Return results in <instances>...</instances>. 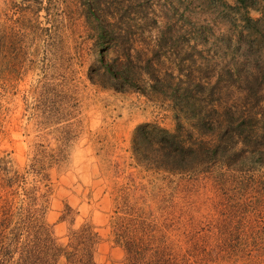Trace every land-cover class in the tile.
Listing matches in <instances>:
<instances>
[{
	"label": "rangeland",
	"instance_id": "374dc122",
	"mask_svg": "<svg viewBox=\"0 0 264 264\" xmlns=\"http://www.w3.org/2000/svg\"><path fill=\"white\" fill-rule=\"evenodd\" d=\"M108 1L0 0V264H264V88L235 84L233 95L244 129L259 117L254 149L227 143L214 160L175 171L132 149L138 126L177 124L146 62L163 78L180 57L208 60L213 83L232 67L243 79L264 52L240 56L247 44L224 0H124L127 24ZM252 6L257 21L263 5ZM128 57L137 80L102 79L104 70L122 78Z\"/></svg>",
	"mask_w": 264,
	"mask_h": 264
},
{
	"label": "trees",
	"instance_id": "16d2710c",
	"mask_svg": "<svg viewBox=\"0 0 264 264\" xmlns=\"http://www.w3.org/2000/svg\"><path fill=\"white\" fill-rule=\"evenodd\" d=\"M84 1L86 2V0ZM99 1L103 0H89V4L98 7ZM124 2V0H110L108 4L111 5L113 3L115 8L121 11L120 20L127 24L130 21V17L125 13ZM259 2L263 5L261 10L263 15L257 21L252 20L246 14L247 10L253 7V0H224L222 6L226 10L233 11L232 13L237 19V27L240 28V31L237 32L238 40L242 39V41H245L248 48L246 54L240 55L245 60H251V56H257L261 50L264 52V29L259 30L257 28L258 23H264V0H259ZM200 33L203 34V32ZM126 36L119 35V38L123 40ZM238 40L237 43L239 44ZM229 43L232 45L235 42H232L231 39L227 44ZM121 44L125 43L122 42ZM234 48V53L237 54L242 50L241 45L234 46ZM158 50V52L154 53V56L160 58L159 53L162 47L159 45ZM166 54L164 50L163 55L165 56ZM185 54L186 50L184 49L178 52V56ZM128 58V62L123 68L124 71L121 73L122 78L118 79L115 74L111 75L110 71L104 70V74L101 75L102 79L105 77L116 88H121L126 84H130L131 81L137 80L134 69L136 62L130 57ZM192 59L193 57L190 59L180 57L173 63L176 75L169 73V75H164L163 78H158L155 75L150 62H146L144 66L153 84L167 87L172 100V107L175 111V120L177 121L174 132L163 130L154 124H142L135 129L132 139L133 152L141 161L144 160L151 163V166L157 169L175 171L198 167L209 162L210 159L214 160L223 151V146L225 147L227 143H230V148H233V152L237 145L252 149L259 139L258 132L261 128L257 127L260 125L258 123V115L254 117L251 115L248 119V127L244 129L243 118L239 120L238 102L233 100V95L239 89V85L235 84L243 83L247 91L248 88L254 89L255 93L263 90L264 61L261 62L262 65L257 63L256 67L254 63L251 69H246V75L242 77L243 79L238 75H234L237 67L235 69L232 67L225 73L224 78L217 79L211 83L209 76L211 74V66H214V64L212 63L211 65V61L206 60L204 66L192 67V64L189 65ZM137 62L141 64V59ZM246 63L249 64L250 62L246 61ZM171 78L176 82H171ZM169 83L171 89L168 88ZM257 102L259 101L255 100V104ZM249 105L253 106L254 103ZM257 106L253 107L255 111ZM262 114L264 116V110ZM180 116L190 122L200 139L193 141L191 134H184V127L179 122ZM214 131L217 144L215 149L211 151V148H209L210 142L206 141V139ZM223 135L228 136L226 140ZM261 138H264V136ZM41 230L42 227H40ZM37 238L39 237L37 236ZM88 262V264H94L92 260Z\"/></svg>",
	"mask_w": 264,
	"mask_h": 264
}]
</instances>
